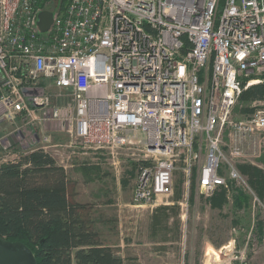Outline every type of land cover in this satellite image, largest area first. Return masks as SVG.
I'll return each mask as SVG.
<instances>
[{"label":"built area","instance_id":"1","mask_svg":"<svg viewBox=\"0 0 264 264\" xmlns=\"http://www.w3.org/2000/svg\"><path fill=\"white\" fill-rule=\"evenodd\" d=\"M43 11L53 14L47 31ZM259 83L264 0H0V123L68 109L59 119L86 155L135 150L137 207L173 203L179 171L187 206L194 168L199 196L235 184L259 200L240 169L247 154L223 150L226 129L238 139L264 132L261 100L232 120ZM25 87L43 94L28 98Z\"/></svg>","mask_w":264,"mask_h":264},{"label":"rangeland","instance_id":"2","mask_svg":"<svg viewBox=\"0 0 264 264\" xmlns=\"http://www.w3.org/2000/svg\"><path fill=\"white\" fill-rule=\"evenodd\" d=\"M247 90V89H246ZM255 100L264 102V97ZM62 101H55L54 106L60 107ZM248 103L240 100L235 107L232 120L244 119L250 111L242 108ZM264 108V107H263ZM68 109L59 111L62 118L70 117ZM44 112L35 111L29 118H18L11 123H0V137L6 136L3 144L10 150L0 147V158L6 153L25 154L35 149H44L49 152L57 163L67 171L70 180V194L79 202L86 200L90 206V218L100 235L102 243L117 244L120 238L119 223L123 216H129L132 207L122 205L134 203L133 196L137 183L138 153L135 150H119L112 154L106 150L89 148L91 153L86 155L84 149L75 142L68 131L72 122L66 124L59 119L56 112H50V119L45 121ZM49 137V141L42 136ZM224 148L227 158L235 150H243L247 157L246 163L264 171V132L256 136H246L239 139L230 129L223 134ZM13 140L15 142H13ZM14 143V144H10ZM206 148H203L205 154ZM248 178L250 177L243 173ZM197 169L193 170V185L191 187L190 201L181 204L183 196V174L179 171L175 176V191L172 196L174 205L146 206L134 209V215L144 214L145 223L137 230L126 235L125 242L134 246L127 251L129 260L127 264H155L152 256H142L138 260V251L156 253L165 248L186 250L185 264H264V199L259 200L242 188L234 187L231 190L217 189L207 197L198 194L196 187ZM251 184V183H250ZM252 186V185H251ZM253 187V186H252ZM224 192L226 202L223 208H213L212 197ZM242 192L248 200L236 204V196ZM157 210V213H156ZM187 212V213H185ZM157 223L158 228H152ZM171 241L170 243H167ZM137 244L138 247H135ZM117 251L121 247L113 246ZM140 251V252H141ZM130 254V255H129ZM176 263L181 257L176 253Z\"/></svg>","mask_w":264,"mask_h":264},{"label":"trees","instance_id":"3","mask_svg":"<svg viewBox=\"0 0 264 264\" xmlns=\"http://www.w3.org/2000/svg\"><path fill=\"white\" fill-rule=\"evenodd\" d=\"M264 97V83L242 94L248 103ZM242 108L248 112L251 108ZM250 183L264 199V171L240 165ZM66 169L44 149L23 154L19 160L0 165V236L25 243L38 264H126L112 246L102 243L90 218L91 207L70 194ZM236 204L248 200L240 192ZM213 208H223L226 198L220 192L212 197Z\"/></svg>","mask_w":264,"mask_h":264},{"label":"crops","instance_id":"4","mask_svg":"<svg viewBox=\"0 0 264 264\" xmlns=\"http://www.w3.org/2000/svg\"><path fill=\"white\" fill-rule=\"evenodd\" d=\"M16 141V140H15ZM13 140V142H15ZM77 200V199H76ZM78 201V200H77ZM86 200H83L81 201L80 203H85ZM122 205H129L130 207H132V214L129 215V216H123L120 220V223H119V226H118V229H119V235H120V238L118 240V243L117 244H112L110 246H119L121 247L120 251H117L118 254H120L125 263L127 264V261L129 260L128 256H127V251L130 250V247L134 246V244H131L130 242L126 243L125 242V237L126 235L131 231V234H132V231L133 230H137L140 226H143L144 223H145V216L144 214H139L137 213L136 215H134V209L135 208H139L137 207L136 205H134V203H125V204H122ZM161 205H165V206H168V205H174V202L173 203H170V204H158V205H154V206H161ZM153 206V207H154ZM156 213H157V210H156ZM158 228V225L157 223H154L152 225V228ZM171 241H168L167 243H170ZM135 247H138L137 244H135ZM178 250H174L172 247L171 248H165L159 252H156V253H152V252H147V254L144 252H142L140 250V248L136 249L138 251V254L136 256H138V260L141 261V257L144 256L147 258H149L150 256H152V259L154 260L155 264H177L176 263V253L178 254V258L179 256L181 257V259H179V262L181 261V263H178V264H185V254H186V250L185 248H183L184 250H179V248H177ZM141 251V252H140ZM130 255V254H129ZM142 264H147L145 261H143Z\"/></svg>","mask_w":264,"mask_h":264},{"label":"water","instance_id":"5","mask_svg":"<svg viewBox=\"0 0 264 264\" xmlns=\"http://www.w3.org/2000/svg\"><path fill=\"white\" fill-rule=\"evenodd\" d=\"M53 14L43 11L40 14V29L47 31L52 24ZM27 97L42 95L43 88H23ZM0 264H38L33 251L21 241H11L0 236Z\"/></svg>","mask_w":264,"mask_h":264},{"label":"bare ground","instance_id":"6","mask_svg":"<svg viewBox=\"0 0 264 264\" xmlns=\"http://www.w3.org/2000/svg\"><path fill=\"white\" fill-rule=\"evenodd\" d=\"M29 98V97H28Z\"/></svg>","mask_w":264,"mask_h":264}]
</instances>
